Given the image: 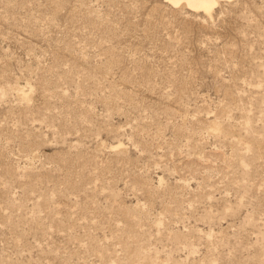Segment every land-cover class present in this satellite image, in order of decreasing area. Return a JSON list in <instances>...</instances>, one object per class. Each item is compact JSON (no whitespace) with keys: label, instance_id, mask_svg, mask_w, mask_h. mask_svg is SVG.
<instances>
[{"label":"rangeland","instance_id":"1","mask_svg":"<svg viewBox=\"0 0 264 264\" xmlns=\"http://www.w3.org/2000/svg\"><path fill=\"white\" fill-rule=\"evenodd\" d=\"M0 264H264V0H0Z\"/></svg>","mask_w":264,"mask_h":264},{"label":"bare ground","instance_id":"2","mask_svg":"<svg viewBox=\"0 0 264 264\" xmlns=\"http://www.w3.org/2000/svg\"><path fill=\"white\" fill-rule=\"evenodd\" d=\"M226 0H165L174 8L185 6V8L192 12L202 13L207 17H211L214 8Z\"/></svg>","mask_w":264,"mask_h":264}]
</instances>
